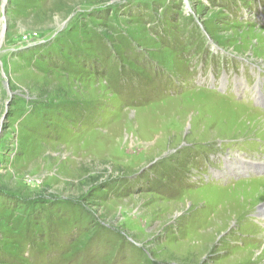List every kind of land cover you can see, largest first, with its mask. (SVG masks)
<instances>
[{
  "label": "rangeland",
  "instance_id": "1",
  "mask_svg": "<svg viewBox=\"0 0 264 264\" xmlns=\"http://www.w3.org/2000/svg\"><path fill=\"white\" fill-rule=\"evenodd\" d=\"M258 86L264 0H0V264H264Z\"/></svg>",
  "mask_w": 264,
  "mask_h": 264
},
{
  "label": "bare ground",
  "instance_id": "2",
  "mask_svg": "<svg viewBox=\"0 0 264 264\" xmlns=\"http://www.w3.org/2000/svg\"><path fill=\"white\" fill-rule=\"evenodd\" d=\"M259 114H260V113H259ZM259 114H258V115H259ZM263 122H264V121H263ZM115 125H116V124H115ZM117 126H118V125H117ZM117 130H118V128H117ZM116 132H117V131H116ZM113 136H114V135H113ZM119 148H120V147H119ZM117 149H118V148H117ZM117 155H118V153H117ZM244 183H245V181H244ZM257 184H258V183H257ZM248 185H249V184H248ZM231 197H232V196H231ZM262 210H263V209H262ZM262 210H261V211H262ZM203 213H204V212H203ZM263 213H264V210H263ZM263 216H264V215H263ZM261 219H262V218H261ZM261 219H260V220H261ZM263 221H264V220H263Z\"/></svg>",
  "mask_w": 264,
  "mask_h": 264
}]
</instances>
